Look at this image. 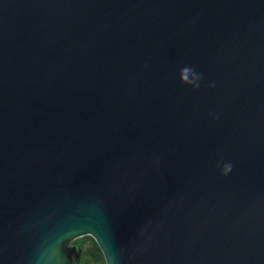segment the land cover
<instances>
[{"label": "water", "instance_id": "1", "mask_svg": "<svg viewBox=\"0 0 264 264\" xmlns=\"http://www.w3.org/2000/svg\"><path fill=\"white\" fill-rule=\"evenodd\" d=\"M87 236L264 264V0H0V264Z\"/></svg>", "mask_w": 264, "mask_h": 264}, {"label": "rangeland", "instance_id": "2", "mask_svg": "<svg viewBox=\"0 0 264 264\" xmlns=\"http://www.w3.org/2000/svg\"><path fill=\"white\" fill-rule=\"evenodd\" d=\"M92 239H86V237L79 238L70 243L71 246H78L83 253V264H105L102 261H97V255L95 254ZM96 242V241H95Z\"/></svg>", "mask_w": 264, "mask_h": 264}, {"label": "trees", "instance_id": "3", "mask_svg": "<svg viewBox=\"0 0 264 264\" xmlns=\"http://www.w3.org/2000/svg\"><path fill=\"white\" fill-rule=\"evenodd\" d=\"M86 239H92L91 241L93 242V247H95L94 248L95 254L98 256L97 261H102L103 263H105L103 254H102L100 248L98 247L97 243L95 242V240L89 236H87Z\"/></svg>", "mask_w": 264, "mask_h": 264}, {"label": "flooded vegetation", "instance_id": "4", "mask_svg": "<svg viewBox=\"0 0 264 264\" xmlns=\"http://www.w3.org/2000/svg\"><path fill=\"white\" fill-rule=\"evenodd\" d=\"M71 247H76L77 251L80 250V248L78 246H71ZM82 256H83V253L81 254L80 258H75L74 261L77 262V263H79V264H83L82 261H81Z\"/></svg>", "mask_w": 264, "mask_h": 264}, {"label": "clouds", "instance_id": "5", "mask_svg": "<svg viewBox=\"0 0 264 264\" xmlns=\"http://www.w3.org/2000/svg\"><path fill=\"white\" fill-rule=\"evenodd\" d=\"M185 71H188V69H185Z\"/></svg>", "mask_w": 264, "mask_h": 264}]
</instances>
